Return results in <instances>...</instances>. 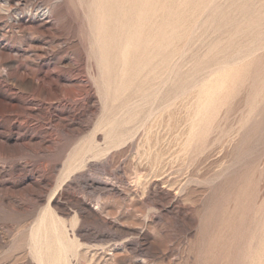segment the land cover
Listing matches in <instances>:
<instances>
[{
	"label": "rangeland",
	"instance_id": "1",
	"mask_svg": "<svg viewBox=\"0 0 264 264\" xmlns=\"http://www.w3.org/2000/svg\"><path fill=\"white\" fill-rule=\"evenodd\" d=\"M68 263L264 264V0H0V264Z\"/></svg>",
	"mask_w": 264,
	"mask_h": 264
},
{
	"label": "bare ground",
	"instance_id": "2",
	"mask_svg": "<svg viewBox=\"0 0 264 264\" xmlns=\"http://www.w3.org/2000/svg\"><path fill=\"white\" fill-rule=\"evenodd\" d=\"M52 4H53V3H52ZM29 11H30V10H29ZM32 12H33V11H32ZM45 12H46V11H45ZM34 13H35V12H34ZM49 13H50V12H49ZM36 14H37V13H36ZM43 14H45V13H43ZM33 16H34V15H33ZM43 16H44V15H43ZM18 17H19V16H18ZM21 18H22V17H21ZM19 19H20V18H19ZM44 20H45V19H44ZM18 24H19V23H18ZM23 24H24V23H23ZM23 26H24V25H23ZM94 26H95V25H94ZM111 26H112V25H111ZM20 27H22V26H20ZM20 27H19V28H20ZM22 28H23V27H22ZM29 28H30V26H29ZM25 30H27V29H25ZM28 30H29V29H28ZM92 30H93V29H92ZM93 32H94V30H93ZM102 33H103V32H101V34H102ZM108 36H109V35H108ZM101 39H102V38H101ZM94 41H95V39H94ZM97 41H98V40H97ZM97 41H96V42H97ZM98 42H99V41H98ZM96 46H97V44H96ZM98 49H99V48H98ZM98 49H97V50H98ZM121 49H122V48H121ZM97 52H99V51H97ZM100 54H101V53H99V55H100ZM99 58H100V57H99ZM101 61H102V60H100L99 63H100ZM101 63H102V62H101ZM101 65H102V64H101ZM102 66H103V65H102ZM55 220H56V219H55ZM43 222H44V221H43ZM57 223H59V222H57ZM57 223H56V224H57ZM44 224H45V223H44ZM40 227H41V226H40ZM39 230L41 231L40 228H39ZM38 236H40V233L38 234ZM58 237H59V236H58ZM59 239H60V237H59ZM63 239H64V238H63ZM63 241H65V239H64ZM59 242H60V241H59ZM61 242H62V241H61ZM65 243H66V242H65ZM62 244H63V243H62ZM62 246H64V245H62ZM40 252H41V251H40ZM40 255H41V253H40ZM40 255H39V257H41ZM42 258H43V254H42ZM42 260H43V259H42ZM66 262H67V261H66ZM68 264H69V263H68Z\"/></svg>",
	"mask_w": 264,
	"mask_h": 264
}]
</instances>
